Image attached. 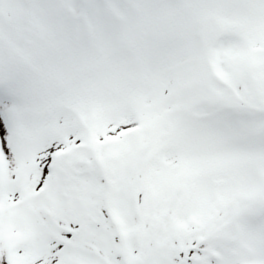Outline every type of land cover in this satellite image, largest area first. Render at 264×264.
Returning a JSON list of instances; mask_svg holds the SVG:
<instances>
[{"label": "snow or ice", "instance_id": "1", "mask_svg": "<svg viewBox=\"0 0 264 264\" xmlns=\"http://www.w3.org/2000/svg\"><path fill=\"white\" fill-rule=\"evenodd\" d=\"M0 264H264V0H0Z\"/></svg>", "mask_w": 264, "mask_h": 264}]
</instances>
